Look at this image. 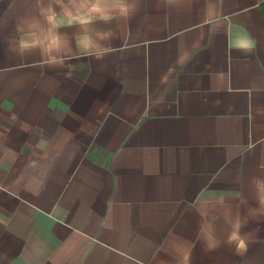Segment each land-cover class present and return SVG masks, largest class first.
Here are the masks:
<instances>
[{
    "label": "crops",
    "instance_id": "obj_1",
    "mask_svg": "<svg viewBox=\"0 0 264 264\" xmlns=\"http://www.w3.org/2000/svg\"><path fill=\"white\" fill-rule=\"evenodd\" d=\"M135 2L52 69L9 50L36 0H0V264H264V0Z\"/></svg>",
    "mask_w": 264,
    "mask_h": 264
},
{
    "label": "clouds",
    "instance_id": "obj_2",
    "mask_svg": "<svg viewBox=\"0 0 264 264\" xmlns=\"http://www.w3.org/2000/svg\"><path fill=\"white\" fill-rule=\"evenodd\" d=\"M135 0H36V12L20 20L16 26L18 36L9 50L24 56L39 54V67L63 68L79 56L104 60L114 52V33L110 27L117 19H129L137 11ZM240 50L252 47L249 40L237 46ZM256 207L249 211L254 216H264V178L252 181ZM230 231L226 243L234 245L238 252H246L247 233L242 229L248 219L240 213L226 217ZM205 242L209 247L219 241L208 233Z\"/></svg>",
    "mask_w": 264,
    "mask_h": 264
}]
</instances>
